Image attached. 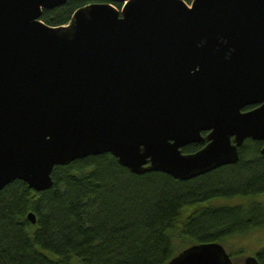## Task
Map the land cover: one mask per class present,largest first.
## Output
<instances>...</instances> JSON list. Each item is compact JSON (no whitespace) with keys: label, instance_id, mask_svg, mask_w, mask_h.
<instances>
[{"label":"water","instance_id":"95a60500","mask_svg":"<svg viewBox=\"0 0 264 264\" xmlns=\"http://www.w3.org/2000/svg\"><path fill=\"white\" fill-rule=\"evenodd\" d=\"M65 1L0 0V188L48 189L55 165L102 152L186 180L264 141V0H95L40 19ZM166 264L235 262L212 240Z\"/></svg>","mask_w":264,"mask_h":264},{"label":"trees","instance_id":"16d2710c","mask_svg":"<svg viewBox=\"0 0 264 264\" xmlns=\"http://www.w3.org/2000/svg\"><path fill=\"white\" fill-rule=\"evenodd\" d=\"M94 1L67 0L43 8L40 19L68 24L76 9ZM207 141L182 150L195 152ZM263 144L249 137L237 162L186 180L158 170L132 173L113 153L102 152L55 165L45 190L10 181L0 188V264H166L180 246L222 243L263 228L264 201L209 203L264 192ZM31 210L36 222L26 218ZM255 254L264 264V246Z\"/></svg>","mask_w":264,"mask_h":264},{"label":"rangeland","instance_id":"374dc122","mask_svg":"<svg viewBox=\"0 0 264 264\" xmlns=\"http://www.w3.org/2000/svg\"><path fill=\"white\" fill-rule=\"evenodd\" d=\"M253 199L264 201V192H262L259 195H252V196H244L241 195L240 197H234L231 198H224L223 196L217 197V198H211L209 200V203L212 202L213 204H227L230 205L231 203H249ZM225 244L226 250L231 253L234 249L238 248H245L243 254L235 255L233 257V261L236 264H243L244 256L246 255H254L255 251L264 246V227L263 228H253L250 232L245 233L243 235H233V237L223 240L222 241ZM182 246H180L178 249L175 250L174 253L181 250Z\"/></svg>","mask_w":264,"mask_h":264}]
</instances>
